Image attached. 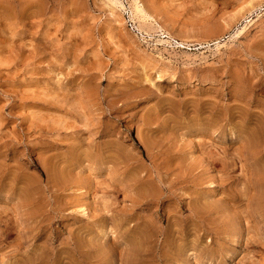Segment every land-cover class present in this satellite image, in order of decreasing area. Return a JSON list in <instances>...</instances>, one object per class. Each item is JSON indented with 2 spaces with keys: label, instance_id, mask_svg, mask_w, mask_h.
Instances as JSON below:
<instances>
[{
  "label": "rangeland",
  "instance_id": "obj_1",
  "mask_svg": "<svg viewBox=\"0 0 264 264\" xmlns=\"http://www.w3.org/2000/svg\"><path fill=\"white\" fill-rule=\"evenodd\" d=\"M263 134L264 0H0V264H264Z\"/></svg>",
  "mask_w": 264,
  "mask_h": 264
},
{
  "label": "bare ground",
  "instance_id": "obj_2",
  "mask_svg": "<svg viewBox=\"0 0 264 264\" xmlns=\"http://www.w3.org/2000/svg\"><path fill=\"white\" fill-rule=\"evenodd\" d=\"M111 2H112V1H111ZM114 2H116V1H114ZM114 2H112V3L114 4ZM117 3H118V2H117ZM115 4H116V3H115ZM117 5H118V4H117ZM118 6H120V5H118ZM136 6H137V5H136ZM122 7H123V6H122ZM136 10H137V9H136ZM136 10H135V11H136ZM133 13H134V12H133ZM136 13H139V12H136ZM263 135H264V134H263ZM222 156H223V155H222ZM261 183H262V182H261ZM11 193H12V192H11ZM263 193H264V192H263ZM27 195H28V194H27ZM25 196H26V195H25ZM27 197H28V196H27ZM27 197H26V198H27ZM29 197H30V196H29ZM30 199H32V198H30ZM32 200H34V199H32ZM38 206H39V205H38Z\"/></svg>",
  "mask_w": 264,
  "mask_h": 264
}]
</instances>
